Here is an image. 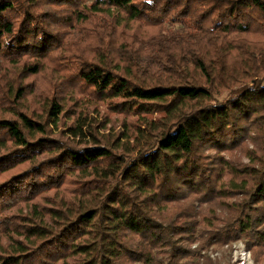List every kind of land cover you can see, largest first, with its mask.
<instances>
[{
	"label": "trees",
	"instance_id": "trees-1",
	"mask_svg": "<svg viewBox=\"0 0 264 264\" xmlns=\"http://www.w3.org/2000/svg\"><path fill=\"white\" fill-rule=\"evenodd\" d=\"M91 1L64 20L77 38L65 42L35 0H0V95L17 117L0 118V264H192L193 242L200 248L238 235L264 250V85L216 99L224 57L242 40L225 41L250 33L254 15L264 27V0ZM130 23L158 32L127 33ZM166 23L173 28L161 31ZM89 39L93 57L81 62ZM22 59L29 60L20 66ZM38 75L112 112L141 122L158 113L166 123L133 157L81 115L65 129L88 141L66 144L48 135L47 121L17 112L38 92L34 80L26 88L21 80ZM63 101L45 96L41 105L55 127ZM245 140L261 153L242 147L259 167L202 154Z\"/></svg>",
	"mask_w": 264,
	"mask_h": 264
},
{
	"label": "rangeland",
	"instance_id": "rangeland-1",
	"mask_svg": "<svg viewBox=\"0 0 264 264\" xmlns=\"http://www.w3.org/2000/svg\"><path fill=\"white\" fill-rule=\"evenodd\" d=\"M26 0H21V3L25 6L27 5ZM35 6L37 8V13L41 14V20L49 26L51 30L57 32L61 39L65 42H69L73 39H77L72 35L73 31L67 32L65 26H63L64 20L71 14L72 10L75 8H84L81 5L85 4V7L91 4V0H67L61 2L57 5L49 0H35ZM77 2H80L78 5ZM252 19H255L258 24L253 28L247 35L228 36L226 39L227 46L232 45L234 39H241L238 42V49L232 50L228 56L224 57V62L222 65L225 75V85H218L216 99L223 100L231 89H235L243 84L257 83L264 85V27H261V17L254 15ZM127 33H147L155 34L158 32V27H148L141 24H129L127 27ZM173 26L169 23L164 24L161 27L162 30H169ZM119 30L117 29V32ZM68 34V35H67ZM67 35V36H65ZM82 40H85L84 38ZM96 46V43L89 39V41L82 42L81 50V62L83 58L90 59L93 57V53L90 51ZM84 49V51H83ZM29 59H22L20 61V66L23 61ZM114 62H117L114 60ZM17 67V71L18 68ZM9 72L14 73V68L9 67ZM16 76V75H15ZM26 77V76H25ZM23 77L21 80V85L26 88L31 80H34L35 89L38 90L28 96V99L24 106L17 108V112L25 113L29 116H39L42 120L47 121L48 135L51 138L65 142L66 144L76 145L77 143H86V140H81L79 138H73L68 135L66 127L70 126L75 122V118L79 115L86 117L87 123L93 124L96 128V132L101 136H106L109 141H114L117 139L119 144L124 148H128V152L125 153L122 150H117L118 153H125L130 157L136 155L133 153V149H140L141 145L144 144L143 141L153 142L155 140L156 134L159 132L161 125L166 123L162 116L158 113H153L143 117L146 121L141 122L137 117H132L129 115H124L122 113L112 112L107 108L106 104H101L97 101L91 99L86 93L80 92L77 88L68 86L65 82H55L48 81L41 75L36 77L29 76L27 78ZM5 83V82H4ZM57 84V85H56ZM53 98L57 96L63 101L64 112L61 113L59 121L56 123V127L47 119V116L43 113L41 105L44 103V97ZM70 96V97H69ZM5 102L0 95V118L15 119L17 118L14 113H11L10 107H4ZM264 123V119H262ZM154 124V125H153ZM142 131L147 137H141L137 130ZM151 128H156L152 131ZM136 136L135 138L130 136ZM140 137V138H139ZM140 139V140H139ZM90 140V139H89ZM116 142V141H115ZM126 144V145H122ZM7 143V147H9ZM246 147L248 150L253 152L255 158H259L261 153L257 150L256 145L251 143V140H245L242 146H239L232 151H222L218 152L211 149H204L202 151L203 156L207 160L222 158L227 161H231L235 166H254L259 167L257 159L249 160L247 158V151L242 147ZM120 148V146H118ZM5 149L0 147V154L4 153ZM241 196L237 198H231L228 203L231 204L235 200H240ZM197 206V204H195ZM180 223L183 221L179 219ZM197 236V235H196ZM185 244V243H184ZM192 244V243H191ZM200 241L193 242L190 246L191 250H197L199 252V257H195L191 260L192 264H264V250L253 249L249 246L247 236L238 235L237 238L232 239L228 242L221 244H207L203 247H198ZM255 250V251H253ZM260 250V251H259ZM123 264H132L123 261ZM139 264V263H133Z\"/></svg>",
	"mask_w": 264,
	"mask_h": 264
}]
</instances>
